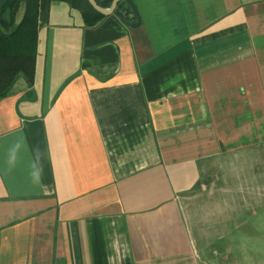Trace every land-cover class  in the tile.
I'll list each match as a JSON object with an SVG mask.
<instances>
[{
    "label": "crops",
    "instance_id": "1",
    "mask_svg": "<svg viewBox=\"0 0 264 264\" xmlns=\"http://www.w3.org/2000/svg\"><path fill=\"white\" fill-rule=\"evenodd\" d=\"M132 2L138 27H88L39 0L32 85L0 99V264H230L213 249L232 246L247 264L264 247L216 239L194 206L221 160L264 143V0Z\"/></svg>",
    "mask_w": 264,
    "mask_h": 264
},
{
    "label": "rangeland",
    "instance_id": "2",
    "mask_svg": "<svg viewBox=\"0 0 264 264\" xmlns=\"http://www.w3.org/2000/svg\"><path fill=\"white\" fill-rule=\"evenodd\" d=\"M194 192L199 197L195 207L214 210L211 218L216 239L229 226L231 240H253L257 246L259 242L254 240L264 239V143L221 160L220 166L204 177ZM251 225L258 232L251 230ZM213 250L221 262L242 264V247ZM251 251L247 264H264V247L254 245L248 250Z\"/></svg>",
    "mask_w": 264,
    "mask_h": 264
},
{
    "label": "trees",
    "instance_id": "3",
    "mask_svg": "<svg viewBox=\"0 0 264 264\" xmlns=\"http://www.w3.org/2000/svg\"><path fill=\"white\" fill-rule=\"evenodd\" d=\"M81 11L88 27H95L104 17L87 0H59ZM39 0H0V99L5 98L15 82L22 78L32 85L37 44ZM108 9L113 0H95ZM121 1L117 10H121ZM130 13L126 8L125 16ZM21 14V16H20ZM20 16V17H19Z\"/></svg>",
    "mask_w": 264,
    "mask_h": 264
},
{
    "label": "water",
    "instance_id": "4",
    "mask_svg": "<svg viewBox=\"0 0 264 264\" xmlns=\"http://www.w3.org/2000/svg\"><path fill=\"white\" fill-rule=\"evenodd\" d=\"M123 0H113V2L111 3V6L108 9H103L101 7H99L95 0H87V2L90 4V6L100 15L104 16V17H108L111 15H115L124 25L129 26V27H138L139 26V16H138V12L132 2V0H124L126 2V4L128 5V8L130 10V12L133 14V16L136 19V23H131L129 22L125 16L119 11L117 10V5Z\"/></svg>",
    "mask_w": 264,
    "mask_h": 264
}]
</instances>
